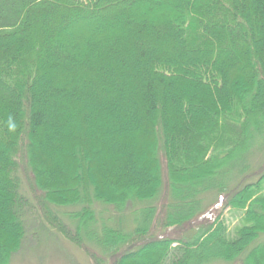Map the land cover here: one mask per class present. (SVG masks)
<instances>
[{
    "label": "trees",
    "instance_id": "16d2710c",
    "mask_svg": "<svg viewBox=\"0 0 264 264\" xmlns=\"http://www.w3.org/2000/svg\"><path fill=\"white\" fill-rule=\"evenodd\" d=\"M257 149L264 0H0V264L28 213L93 264H264Z\"/></svg>",
    "mask_w": 264,
    "mask_h": 264
},
{
    "label": "rangeland",
    "instance_id": "374dc122",
    "mask_svg": "<svg viewBox=\"0 0 264 264\" xmlns=\"http://www.w3.org/2000/svg\"><path fill=\"white\" fill-rule=\"evenodd\" d=\"M250 158H251L250 160L251 167L252 168L256 167L263 162L264 153H261V150L257 149L253 151ZM213 195L214 194L212 193H209L207 195L204 206L206 210L202 211V215L210 211L214 207L222 208V201H220V199L218 198H214ZM145 204L146 203L142 205ZM155 204L159 208L162 204V200H159V202ZM149 205H151V202L149 203ZM136 206H133V204L130 203L126 207L125 211L120 214L122 215L127 213L125 215L127 223L132 222L131 221L132 214L130 212V209L135 208ZM73 209L74 208H60V212L64 214L63 216L68 222H70L68 213ZM223 209H224V213L226 214L228 212V209L225 207ZM98 210H99L98 211L99 214L101 211H104V215H107L106 213H113L111 208L107 209L104 206H99ZM216 211H214L211 214V216H209V220H208L209 222H213L215 220L217 215ZM26 217L28 219V223H27L28 235L26 237L25 244L23 245L22 249L13 257L11 264H93L83 250H81L80 248H78L68 240H66L59 233L53 230H47V228L44 227V224L38 215L35 214L31 215L28 213ZM35 231H40V232H35ZM168 231L172 232L174 231V229L172 228L169 229ZM156 234L157 236H161L163 235V232H161L160 234L155 232L152 233V235L154 236H156ZM185 234L179 235L178 238L185 239L188 236V233L186 237ZM85 242L87 244H90V246L92 245V242L88 236ZM96 250L102 257L106 256V254H104V252L100 250L99 247H96ZM210 264H228V263L220 261Z\"/></svg>",
    "mask_w": 264,
    "mask_h": 264
}]
</instances>
